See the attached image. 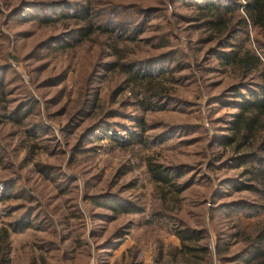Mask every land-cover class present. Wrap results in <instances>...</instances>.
Returning a JSON list of instances; mask_svg holds the SVG:
<instances>
[{"label":"rangeland","instance_id":"rangeland-1","mask_svg":"<svg viewBox=\"0 0 264 264\" xmlns=\"http://www.w3.org/2000/svg\"><path fill=\"white\" fill-rule=\"evenodd\" d=\"M245 2L0 0V230L31 223L8 231L11 264H255L256 237L264 254V183L222 145L230 88L258 80L239 58L264 64ZM84 7L100 29L77 41L87 23L62 16Z\"/></svg>","mask_w":264,"mask_h":264},{"label":"trees","instance_id":"trees-1","mask_svg":"<svg viewBox=\"0 0 264 264\" xmlns=\"http://www.w3.org/2000/svg\"><path fill=\"white\" fill-rule=\"evenodd\" d=\"M212 12H216L218 10L217 6H213L210 4L209 8ZM243 10L247 17L252 21L253 24L261 27L264 30V0H246L243 5ZM91 9L90 7L80 8L76 12L70 14H64L63 18H72L75 20L82 21L87 23V26L80 27L77 31V36L79 37L77 41H82L83 39H88L93 33H95L97 29L100 27L95 26L91 23ZM128 26H122L117 29L115 33V29H110L109 32L115 33L117 39L125 40L128 38L129 40H133L135 35L131 36L129 34L130 30L127 28ZM167 45V43H165ZM234 52H223L218 56V60L221 62H226L234 59ZM250 59L239 58L238 67L242 72V75H246L247 71H255L257 81L252 82L251 86L244 85L243 86H232L230 88V94L233 98L232 102L236 112L232 115V120L226 126V135L223 139V144L225 145H233L232 149L234 152H238L239 150L245 148L246 151L244 153H239L235 157H232V167H242L247 163L254 162L252 166L245 168L244 174L249 175L252 178L250 181H261L264 183V166H262L261 161L257 158L256 154L258 152H264V64L253 54H248ZM235 63V62H229ZM131 80L136 82L138 80H143L146 77V73L136 71L132 74ZM244 78V77H242ZM250 85V84H249ZM1 86V84H0ZM244 91V92H242ZM113 139V137H111ZM161 167L156 166L155 164H148L149 173L154 181L162 182L165 185H175L173 180L175 175L170 173V171L164 172L159 169ZM231 187L234 184L230 185ZM235 187V186H234ZM245 189L252 191L254 185L253 184H245ZM102 207L107 209H112L114 211H119L120 209L116 205L114 201H108L106 203H101ZM245 208L244 206H239L234 208V210H239ZM120 211L129 213L133 210L130 208H122ZM31 223L28 220L20 219L15 223H9L8 228H3L0 230V264H11L9 258L10 245L8 241V231L11 233H20L24 229L30 228ZM177 236L182 239H189L194 241H199L202 239V236L197 234L191 230H178ZM263 238L256 237L252 243H254L253 250H251L252 258H255V264H264V254L258 252L260 249V244L262 243ZM203 251V247L200 248ZM216 255L222 259L223 253L220 250H216ZM239 256L236 257V259ZM225 261V260H224ZM43 264L46 262L43 260ZM248 262V260H246ZM195 264V263H192ZM198 264V263H197Z\"/></svg>","mask_w":264,"mask_h":264}]
</instances>
